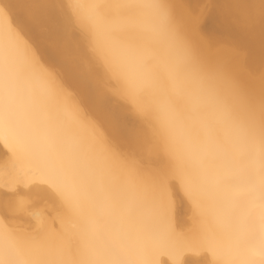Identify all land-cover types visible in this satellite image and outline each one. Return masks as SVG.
<instances>
[{
    "label": "bare ground",
    "instance_id": "1",
    "mask_svg": "<svg viewBox=\"0 0 264 264\" xmlns=\"http://www.w3.org/2000/svg\"><path fill=\"white\" fill-rule=\"evenodd\" d=\"M264 0H0V264H264Z\"/></svg>",
    "mask_w": 264,
    "mask_h": 264
},
{
    "label": "snow or ice",
    "instance_id": "2",
    "mask_svg": "<svg viewBox=\"0 0 264 264\" xmlns=\"http://www.w3.org/2000/svg\"><path fill=\"white\" fill-rule=\"evenodd\" d=\"M262 18H264V13H262Z\"/></svg>",
    "mask_w": 264,
    "mask_h": 264
}]
</instances>
